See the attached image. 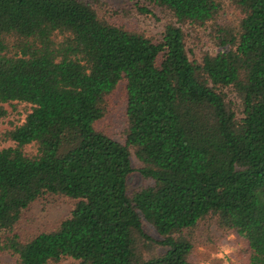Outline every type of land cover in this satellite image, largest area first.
<instances>
[{"label":"trees","instance_id":"trees-1","mask_svg":"<svg viewBox=\"0 0 264 264\" xmlns=\"http://www.w3.org/2000/svg\"><path fill=\"white\" fill-rule=\"evenodd\" d=\"M149 1L170 16L158 37L110 22L99 0H0V122L30 107L0 130L12 264H194L202 233L234 235L244 264H264V0ZM226 7L235 22L219 21ZM197 28L217 48L199 59L186 47ZM121 81L123 143L96 129ZM132 156L153 184L129 195ZM46 195L75 200L70 216L20 237Z\"/></svg>","mask_w":264,"mask_h":264},{"label":"rangeland","instance_id":"rangeland-1","mask_svg":"<svg viewBox=\"0 0 264 264\" xmlns=\"http://www.w3.org/2000/svg\"><path fill=\"white\" fill-rule=\"evenodd\" d=\"M96 6L99 15L107 20L126 29L141 32L147 36L158 37L160 30L170 18L169 14L153 6L149 0H99ZM138 5L144 6L151 11L145 14ZM237 12L230 7H226L219 19L222 23H233L237 19ZM186 47L189 56L199 59L203 52H214L217 48L211 45L207 30L197 28L194 32H189ZM228 97L232 100L234 96L228 92ZM10 114L0 122V130L10 127L12 123L22 121L30 107L27 104H17L14 111L6 106ZM126 90L125 82H119L116 89L107 99V111L104 117L96 123V129L106 133L118 142H124V130L126 128ZM132 172L127 176V193L131 195L134 191L153 184V180L145 178L139 171L140 162L131 157ZM75 200L68 197L57 195H46L33 202L26 209L17 224L15 232L22 238L33 236L42 231L54 229L62 220L68 218L74 208ZM144 231L151 237L159 239L154 228L144 222ZM200 233L198 234V236ZM200 241L196 244L194 251V264H244L243 249L244 244L234 235H228L224 239L217 240L215 243H206V234L202 233ZM199 240V238H198ZM165 249L161 246L155 251L163 253ZM0 261L3 264H12V260L0 254ZM56 264H74L71 259H64Z\"/></svg>","mask_w":264,"mask_h":264}]
</instances>
